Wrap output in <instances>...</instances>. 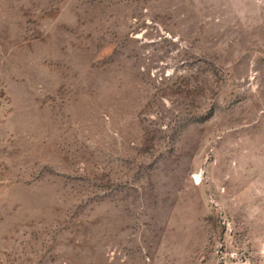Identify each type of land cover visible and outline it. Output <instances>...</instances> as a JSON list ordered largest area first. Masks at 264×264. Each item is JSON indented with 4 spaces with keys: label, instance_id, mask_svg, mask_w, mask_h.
<instances>
[{
    "label": "rangeland",
    "instance_id": "374dc122",
    "mask_svg": "<svg viewBox=\"0 0 264 264\" xmlns=\"http://www.w3.org/2000/svg\"><path fill=\"white\" fill-rule=\"evenodd\" d=\"M0 264H264V0H0Z\"/></svg>",
    "mask_w": 264,
    "mask_h": 264
}]
</instances>
